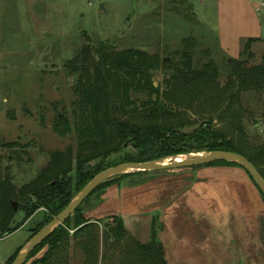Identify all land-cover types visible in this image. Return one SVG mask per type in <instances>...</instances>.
<instances>
[{
  "label": "rangeland",
  "instance_id": "obj_1",
  "mask_svg": "<svg viewBox=\"0 0 264 264\" xmlns=\"http://www.w3.org/2000/svg\"><path fill=\"white\" fill-rule=\"evenodd\" d=\"M188 6L195 19L176 10ZM190 37L198 44L196 59L202 63L212 60L224 87L231 72L227 62L240 59L247 39L264 40V11L256 12L250 0H0V141L30 145L22 149L21 160L3 151L13 181L22 186L36 178L49 164L52 150L69 146L77 150L75 134L59 137L53 133L52 123L58 114L72 115L78 78L66 65L88 40L95 45L109 42L119 50L134 47L159 52L168 61V55L181 49L183 39ZM252 51L259 64L264 41L255 43ZM163 79V73H155L156 86ZM244 99L253 111L246 130L258 144L264 141V94H248ZM220 102L186 99L182 103ZM42 115L46 128L40 124ZM189 116L201 120L207 113ZM115 186L113 191L124 194L133 188V193L120 202L107 197L113 187L95 194L82 208L88 219L110 224L115 217L123 219V211L141 212L139 220L123 219L138 240L145 231L152 238L155 228L163 243L173 230L179 239L184 238L186 249L198 248L203 264L210 261L209 253L211 258L215 253L220 257L215 264H264V197L244 168L200 166L145 172ZM136 191L139 198L131 200ZM42 218V212L26 221L24 214L19 215L23 227L0 239V264H7L20 246L24 244L22 250L28 244L31 230ZM164 249L168 247L164 245Z\"/></svg>",
  "mask_w": 264,
  "mask_h": 264
},
{
  "label": "trees",
  "instance_id": "obj_2",
  "mask_svg": "<svg viewBox=\"0 0 264 264\" xmlns=\"http://www.w3.org/2000/svg\"><path fill=\"white\" fill-rule=\"evenodd\" d=\"M176 10L186 18H196L191 6ZM260 41L264 40L247 39L240 59L227 62L231 72L221 87L215 63L196 59L198 44L192 37L183 39L181 49L169 54L168 61L159 52L151 54L134 47L119 50L109 42L95 45L88 40L66 65L78 78V100L72 117L58 114L52 123V131L59 137L75 134L77 150L69 146L50 151L49 164L36 178L18 186L10 177V168L4 165L3 151L21 160L22 149L30 145L0 141V239L42 212L43 218L31 230V240L95 176L125 163L226 151L244 156L264 179V141L254 144L247 133L245 123L253 111L244 99L248 94H264V52L258 64L252 51ZM206 55H210L208 51ZM155 73H163V84L155 85ZM186 99H218L222 103H182ZM201 111L207 113L201 120L189 116ZM40 124L46 128L44 115ZM198 124L202 127L193 133L181 132ZM206 166L244 168L226 161ZM143 173L121 175L101 185L30 255L26 264H169L155 228L151 241L143 244L128 231L123 219L115 217L113 223L101 224L88 219L82 210L95 194ZM20 214H24L23 222L18 220ZM20 250L7 264L13 263Z\"/></svg>",
  "mask_w": 264,
  "mask_h": 264
},
{
  "label": "water",
  "instance_id": "obj_3",
  "mask_svg": "<svg viewBox=\"0 0 264 264\" xmlns=\"http://www.w3.org/2000/svg\"><path fill=\"white\" fill-rule=\"evenodd\" d=\"M230 62L232 60H229ZM155 85H157L155 83ZM202 127V124L193 127L187 126L181 130L183 134H190ZM159 159L144 163H125L107 170L102 171L95 176L84 189L70 202V204L56 216L47 226L39 231L31 238L28 244L18 253L12 264H26L30 255L61 225H63L72 215L76 213L78 208L105 182L114 179L115 177L137 173V172H157L167 171L182 168L200 167L210 165L216 162H233L243 166L252 176L254 182L264 195V179L259 174L255 166L249 162L244 156L233 152L216 151L202 152L193 154L185 160L166 161ZM14 209L18 211V203L14 202Z\"/></svg>",
  "mask_w": 264,
  "mask_h": 264
},
{
  "label": "crops",
  "instance_id": "obj_4",
  "mask_svg": "<svg viewBox=\"0 0 264 264\" xmlns=\"http://www.w3.org/2000/svg\"><path fill=\"white\" fill-rule=\"evenodd\" d=\"M252 3H253V6H254V8H255V10H256V12H259V13H261V12H263L264 11V1L263 0H259V1H261L260 3H262L263 4V7H262V9L261 10H258L257 9V5L259 4L257 1L258 0H250ZM120 186H123V184H121ZM120 186H117V188H119ZM113 187V189H112V191L114 190V188H116V186L114 187V186H112ZM111 187V188H112ZM138 187V186H137ZM135 188V187H134ZM130 189V188H129ZM127 190L126 192H124V194L122 193H119V191H110L109 192V195L107 194V197L108 196H110L111 195V197L113 198V199H115V198H117V201H119L120 202V200H121V198H123L124 197V195H126V194H132L133 192H132V189H130V190ZM118 190V189H117ZM137 192V191H136ZM139 191L137 192V194H136V197H134V196H132L131 197V200H134V199H138L139 197ZM109 200H112V199H109ZM130 200V201H131ZM122 202V205H123V201H121ZM138 204V203H137ZM123 215H122V214ZM120 213V216H122L123 217V219L126 221L127 219H131V217H133L134 218V220H136L137 218H138V220L140 219V217H141V215L143 214V213H141V212H137V211H130V212H125V211H123V212H121ZM96 220V219H95ZM95 220H92V221H95ZM134 225V224H133ZM126 226H127V229H128V226H129V223L128 222H126ZM166 226L168 227V224H166ZM169 228H171V227H169ZM130 230V229H129ZM132 233L133 232H135L134 230H133V228L130 230ZM170 234L173 236H171L170 237ZM140 235H141V237H142V240H139L141 243H143V244H146V243H148V242H150L151 240H150V238H151V236L149 237V235H150V231H145V233L144 234H141L140 233ZM30 239V237H28V240ZM166 240H164V237H163V240H164V242H163V244L164 245H166V247H168V249H165V253H166V259H167V261H168V263L169 264H187L186 263V261L187 260H193L194 261V264H203V263H201L202 262V259H200V257H198L199 256V250H197V249H186L185 248V243H184V238L182 237L181 239H179L177 236H175L174 235V233H173V230H171V231H169V232H167V234H166V238H165ZM189 239V238H188ZM171 240V241H170ZM190 240V239H189ZM206 242H207V240H205ZM189 242V241H188ZM22 246H24V244L22 245ZM22 246H20V247H22ZM19 247V248H20ZM18 248V249H19ZM17 249V250H18ZM16 250V251H17ZM210 253H209V255H207V256H209V260L210 261H208V263L206 262V263H204V264H215V260L217 259V258H220V257H218V256H216V253H215V255H214V257L213 258H211L210 257Z\"/></svg>",
  "mask_w": 264,
  "mask_h": 264
},
{
  "label": "built area",
  "instance_id": "obj_5",
  "mask_svg": "<svg viewBox=\"0 0 264 264\" xmlns=\"http://www.w3.org/2000/svg\"><path fill=\"white\" fill-rule=\"evenodd\" d=\"M198 1H199V2H204L205 0H198ZM257 9H258V10H261L262 7L258 4V5H257Z\"/></svg>",
  "mask_w": 264,
  "mask_h": 264
},
{
  "label": "bare ground",
  "instance_id": "obj_6",
  "mask_svg": "<svg viewBox=\"0 0 264 264\" xmlns=\"http://www.w3.org/2000/svg\"><path fill=\"white\" fill-rule=\"evenodd\" d=\"M190 157H192V156H190ZM188 157H179V158H177V160H179V161H182V160H185V159H187Z\"/></svg>",
  "mask_w": 264,
  "mask_h": 264
}]
</instances>
